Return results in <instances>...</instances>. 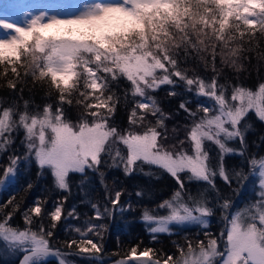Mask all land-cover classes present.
<instances>
[{"label":"snow or ice","instance_id":"1","mask_svg":"<svg viewBox=\"0 0 264 264\" xmlns=\"http://www.w3.org/2000/svg\"><path fill=\"white\" fill-rule=\"evenodd\" d=\"M72 8L23 20L0 9V90L7 91L0 96V191L15 188L0 203V257L264 264V155L250 153L246 139L250 113L264 123V80L254 88L238 82L246 64L264 63V0H73ZM161 90L179 98L175 113L163 108ZM37 92L42 104L31 98ZM121 109L124 127L115 121ZM181 111L186 123L169 130ZM229 156L240 157V166L229 167ZM33 166L36 179L50 176L51 184L26 205L36 185L30 177L19 183L20 175ZM108 169L155 180L166 174L176 184L169 197L140 209L148 243L137 236L124 245L118 235L110 254L108 221L137 206L123 199L132 193L122 184L107 181ZM89 172L101 188L94 197L85 187ZM73 174L82 177V196L70 204ZM249 183L253 198L236 207L232 195ZM145 194L135 191L138 199ZM217 211L223 227L215 234ZM17 216L22 225L12 223ZM188 226L197 233L172 241L173 251L154 247Z\"/></svg>","mask_w":264,"mask_h":264},{"label":"trees","instance_id":"2","mask_svg":"<svg viewBox=\"0 0 264 264\" xmlns=\"http://www.w3.org/2000/svg\"><path fill=\"white\" fill-rule=\"evenodd\" d=\"M15 5L23 6L29 3L32 0H13ZM233 81H236L235 75L231 77ZM264 80V63L257 65L256 61L253 60L251 64H246V69L243 71L240 76L238 82L242 83L246 87L254 88L258 82ZM0 96H7L6 90H0ZM159 98L162 101V106L167 112L175 113L177 109V105L179 102V98L175 99H166V92L161 90L158 93ZM25 98H29V94L25 93ZM36 104L43 103V95L42 93L37 92L34 96L31 97ZM203 99V98H201ZM185 114L181 111L179 115H173V118L169 121L168 127L169 130L172 129L173 126L180 127L184 123H186ZM116 123L124 127L126 126V112L121 109L118 111L115 117ZM247 122L251 125L250 130L247 133V143H248V151L250 153H254L257 156L264 155V142H261V136L264 135V123L260 122L254 114H249L247 117ZM179 135L183 137L184 133L183 130L180 131ZM233 147H237V144L231 145ZM14 147H16L20 153L23 152V145L20 143V138L17 137ZM213 155H215V148H213ZM6 160L5 157H0V162ZM226 163L229 167L237 166L239 167L241 164V158L238 156H229L226 158ZM247 171V168H245ZM144 171H148V167H144ZM107 175L106 179L111 184L113 180L117 183L122 184L129 193L132 195L129 197L127 194L123 197L125 201L129 199L132 201L133 204L137 206L135 212H128L125 213L122 217L117 215L116 219L113 221H108L109 223V230L106 233L105 238V251L106 253H112L117 251V236L119 235L120 240L123 242L124 245H127L129 240L132 237H142L145 243H148V234L144 231L143 224L139 221V212L142 206L153 207L155 204H158L161 200L169 197L176 187L175 181L169 177L168 175H163L159 180L150 179L145 177L140 171L133 173L129 177H125L120 170L117 169H108L106 170ZM2 174V173H0ZM36 168L33 166L29 170H23L20 175L19 183H25L27 179L30 177L34 183L35 188L32 192H30L25 200V204H30L36 196L42 194L51 184V177L45 176L39 180L36 179ZM90 184H86L85 187L91 189V193L93 197L96 195L97 192L101 191L100 185L98 183V178L95 174L89 172L88 173ZM82 177L79 174H73L71 176V189H72V196L69 199V203H77L78 200L81 198L82 193L80 192V181ZM217 184L221 188L222 191L228 192L229 190L223 184V181L217 178ZM19 185H16L18 187ZM193 192L197 191L198 185L196 183H192L188 185ZM235 187V184L233 185ZM138 187H142L145 190V196L142 199H138L135 196V191ZM199 187H202L200 185ZM15 188L5 189L0 191V203H4L13 195ZM232 198L235 202L236 207H242L250 198H253V185L251 183L247 184L239 194H233ZM235 210V209H233ZM81 211H86V209L81 206ZM163 214V213H161ZM211 221V228L210 230L218 234L223 227V221L220 217L219 211H217L216 215L210 218ZM13 224L22 225L23 222L19 216L15 217L12 221ZM198 229L195 227H185L183 229L177 228L175 229V235H161L160 242L155 244L154 247L161 248L163 247L165 250L173 251L172 241L174 240H181L185 234L189 237H194L197 233ZM60 238L64 237V232L61 230L58 233ZM117 257H113L111 255H105L103 258L102 264H112V261ZM77 259V264H85L84 261ZM0 264H18L17 257H9L3 256L0 257ZM47 264H57L55 260L49 259Z\"/></svg>","mask_w":264,"mask_h":264},{"label":"rangeland","instance_id":"3","mask_svg":"<svg viewBox=\"0 0 264 264\" xmlns=\"http://www.w3.org/2000/svg\"><path fill=\"white\" fill-rule=\"evenodd\" d=\"M72 4L73 0H32L23 6H17L13 0H0V9L12 19L23 20L26 14H38L40 11L50 14L70 12L73 11Z\"/></svg>","mask_w":264,"mask_h":264},{"label":"water","instance_id":"4","mask_svg":"<svg viewBox=\"0 0 264 264\" xmlns=\"http://www.w3.org/2000/svg\"><path fill=\"white\" fill-rule=\"evenodd\" d=\"M50 259H53V260H55L54 258H50ZM55 262H56V260H55ZM57 263V262H56Z\"/></svg>","mask_w":264,"mask_h":264}]
</instances>
